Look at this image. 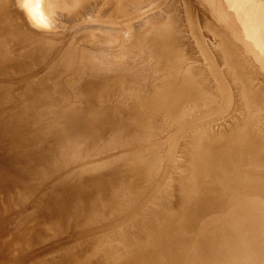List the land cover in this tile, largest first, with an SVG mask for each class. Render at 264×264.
<instances>
[{
  "label": "rangeland",
  "instance_id": "374dc122",
  "mask_svg": "<svg viewBox=\"0 0 264 264\" xmlns=\"http://www.w3.org/2000/svg\"><path fill=\"white\" fill-rule=\"evenodd\" d=\"M113 1L87 0L81 4L78 3L79 0H32L33 3L39 4V13L47 20L49 25L48 27L34 24V22L29 19V16L18 6V0H6L4 3H2L3 1H0V3H2L0 5L2 7L0 8V11L3 10L2 13L5 14L2 19H0V250L2 251L3 249L4 251V258L0 257V264H23L22 260L24 255L31 252L32 257L30 262L28 261V264H31L33 259H35L34 264H48L49 262V264H56L57 262V264H137V262H139V264H143L146 261L147 264H150L149 260L155 264L158 262V264L161 262L163 264H201V260H199V258H201L200 253L213 252L215 244L224 243V239L231 234L226 230V228H221V222H219L216 217H212V214H215L218 210H220V202L218 197L215 195H206V197L201 198V202L204 203L203 213L196 217L194 215L188 216L190 218L185 216L180 217L177 211H174L175 213L171 211L170 213H166L164 217H159V219L155 214L147 211L146 205L152 202V199H154L156 194L159 193L162 189V184L154 182L155 185L153 186V182L151 183L149 180H147L148 183H141L143 177L135 181L137 185L133 184L132 181L134 180H132L131 177L134 179L136 173L135 171L142 170L143 166H140L138 164L139 161L137 160V165H133L135 168L131 167L129 159L147 156L148 153L152 152V156L148 155L150 160L148 163L152 162L151 164H157L160 165V167H164L161 166V163L164 162L162 165H165V167L168 168V163L173 162L170 163L171 167L172 164L174 165L175 163H179L183 160L182 162L185 161V166L187 164V171L184 172L189 173L188 175L185 174L186 177L197 173L198 168L196 164H194L196 160L194 158L195 153L188 151L189 154H187L189 157H187V155L185 156L184 152L186 153V151L183 150L186 149H183V142H186V139H188L186 136L189 134L188 131L190 128L194 130L202 125L204 127V124H207L206 126L210 124L205 119L204 121L201 120L198 125L194 126L192 124L194 123L193 121L197 119V117L202 119L205 113L209 114L211 111L218 112L220 110L229 111L234 106L236 107V111L238 110V113H240L239 115L235 112L237 115L241 116V114L244 115L246 113V117L248 114L250 115L246 120L245 118H242L246 121V123L237 117L236 119L241 120V122H237L238 125H242L244 122L243 125L246 124L245 127H253L252 125L254 124V127H256V123L258 124L262 120L261 126L259 124L257 125V128H260L261 130H258L257 128L249 129L250 131L253 129V137H255L256 132H259L256 134L255 138H260L258 140L259 143L260 141L261 143L264 142V52L262 51L264 50V43L262 42V40L264 41V22L262 23V21H260L259 15L257 14V11L260 9L257 8V6L262 7V1L174 0L172 5L171 0H130L128 2L127 0H120L123 4L126 3L123 7L120 6V8L114 6ZM120 1L118 2V5L122 4ZM133 1L134 4H132ZM167 2H170L171 6ZM129 3L130 5L132 4L131 7L129 6ZM244 7L246 10L243 9ZM252 7H254V9H252ZM250 9L252 10L249 11ZM122 10L124 11L121 12ZM208 10H211V12ZM150 16L154 18V27H156V23L158 26L157 29L152 25L151 30L153 31L149 30L151 31V34H154V38L156 36L154 29L160 30L162 29L161 27H163L161 31L164 32L162 34L164 42L167 46L172 45L177 38L171 31L175 28L177 22L183 20V22H180L179 24L181 25L184 21L187 22L185 23L186 25L183 24L184 26H180L184 36L186 37V41H193L191 46L194 52L197 51L198 53L199 51L201 56L204 52V58L201 57V59L203 58L204 60L202 59L201 61L200 58V61L196 60L199 64L192 59H190L193 61L192 63H189V59L188 62L186 61L189 64L184 62V65L187 64V67L189 65V67L191 66L192 68H194V65L195 67L201 65L203 70L207 71L205 72L202 70L204 74H207L206 76L201 72V70H199L202 73L201 77L203 78L206 76L211 83H214V85H210V81L204 77V82H209L208 85H205V87L208 88L209 86L210 90L215 87L213 90L215 95L213 92L209 91V89L204 87L206 90L213 93L210 96V93L207 91L209 93H207L209 96L207 97L212 103H209L208 98L203 100L204 102H199V106L194 108L196 114L194 112L193 115H187L182 119L180 117V113L177 114V116L175 115L176 117L174 118H171L170 114H167V116L169 115L168 117H163L162 110L159 107V103L161 101L160 98H158L159 96L155 94V92H152L151 88L148 89L151 86L150 84H156L159 82V72L155 73L156 71L152 67L154 64L156 67V62H158V60L156 62L153 61L155 58H152L155 56L154 54L152 55L151 53L152 56L148 55L151 52V48L148 46L149 50L146 49L147 47L140 50L136 48L135 50L137 51L127 48L128 45L131 47L134 46L132 45L134 44L133 42L135 38L133 36H135V32H137L135 26H137V28L139 26L141 28L142 25L145 26L144 24H147ZM171 16L176 18H171ZM177 16L179 17L178 19ZM253 17L255 18L253 19ZM181 18L183 19L181 20ZM185 18L186 20H184ZM140 20L142 22L139 24L138 22ZM175 20H177V22ZM249 24L250 26L248 28ZM223 26L224 28H222ZM254 26H257V28L254 29ZM13 29L17 30L16 32L19 33L20 39L23 40L22 44L15 41L16 39L13 34ZM50 30L57 32L56 38L61 42L60 45H62L60 49L61 52L73 49L77 51V54L81 53L83 55H90L94 53L101 56L103 54L105 66H107V69L109 68L110 70L105 71L100 67L97 69L96 67H92L91 70L93 72H97L96 79L98 82L105 84L112 92L121 96L120 100L122 102H116L108 99L100 100L97 95H106L107 93L100 92V89L98 90L95 87L96 85H90L89 78L80 76L78 70L70 65L65 66L59 62L52 63L51 65L48 61H46L45 64L42 60V63L39 64L34 63L33 65L32 63V66H30L31 68L27 70V74L21 72L19 69L21 63L14 59V56L12 55L13 51L21 49L24 45L26 48L37 47V42L32 39L40 40L38 35H46V32H49ZM246 30L247 32H253L255 30L259 31V33L254 31L253 35V33H247ZM234 31L236 33L241 31L239 34L241 35L242 40L243 38L247 39H244V41L241 42H235L230 39V35L232 37L235 35ZM248 37L251 39H248ZM245 41L247 43H245ZM258 41L259 43H257ZM242 43H245V47H243L244 45ZM246 45H248V47ZM65 46L67 49H65ZM180 47L175 46L174 48L178 51V53L175 51L177 54H185L183 52L191 53L190 51H192L187 47V45H181ZM246 48L248 49L246 50ZM200 50H203V52ZM209 51L212 52L211 55ZM214 52H216L217 55L213 57V55H215ZM143 53L145 56L147 54L146 58L143 57ZM162 53L161 55L163 57ZM119 55H122L123 57H120ZM211 56V59L215 62L211 61ZM15 57H17V60L19 61L22 60L20 53ZM83 57L86 56L84 55ZM215 57L218 59H215ZM110 58L113 60L117 59V61L122 60L123 66H116L115 60L113 61ZM163 58H165V56ZM205 59H209L207 61L213 62V65L211 63H206ZM129 61L132 62L133 70H136L135 75L137 78V82L131 86L123 81L124 75L121 74H124V69H126L125 66H130L128 63ZM118 63L121 64V61H118ZM218 64L221 65H219V68L216 69ZM211 67H215L214 71ZM49 68H51V70ZM217 70H220L221 73ZM219 75L221 76V78H219L222 80L221 82L217 78L220 77ZM147 76L150 78L151 82L147 80ZM19 77L24 78V82L28 83L29 88L25 90L26 94L22 89H20L23 88L21 87L23 85V80ZM98 77H100V80ZM17 78H19V80ZM199 80H201L200 76ZM223 80L226 85H231L229 83H232L233 85H231L230 88L229 86L225 87L222 83ZM231 80L233 81L231 82ZM246 80L249 83H247ZM244 83H246V85L249 84L247 86L248 88H246ZM145 84L149 85V87L147 86L146 88ZM215 85H217V87L219 86L220 89L222 88V92L225 89L226 92L227 89L230 90L231 88L232 91H235L226 92L227 94L230 92V94H228V97H225L224 94L226 93L223 92V94L220 90H218L217 92L219 93V96L218 93L216 94L215 92ZM237 85H239V87ZM222 86L225 89H223ZM235 86H237V88ZM118 88L122 90L119 91ZM241 88L243 91L239 92L241 91L239 90ZM245 89L248 90L245 91ZM77 90L82 93H86L87 95L81 97L78 95ZM148 91H150V93ZM81 92L79 93L82 94ZM234 92L236 95H233ZM147 93L149 94L147 95ZM220 93L224 95L225 99H223L224 97L221 96ZM238 93H241V96L245 95L247 97L245 99V101L249 100L246 101L247 104L243 102L244 100H242ZM155 95H157V98ZM216 96L220 99V101L222 100V103L219 102V99ZM132 101L135 104H133ZM137 102H139V106L136 105ZM78 104L82 110L89 112L94 116V118L92 120L82 118L81 122L78 123L80 119V115L78 114ZM137 107L142 108L140 111L143 110L142 112L147 115L146 119L149 120H146L144 122L145 124L141 127L140 131L142 134L140 131H135L134 133L130 132L128 135L127 133H122V129L119 127L123 124L122 119H111L109 116L117 114L123 108L136 109ZM129 113L130 112H121L120 115L126 116ZM152 115H154V118L149 119L150 117H153ZM192 116L194 119L191 121ZM250 117L253 119L252 121L250 120ZM150 120L153 122H150ZM147 125L148 128L146 127ZM241 125L238 127L243 129L244 127ZM146 128L150 131L152 130V135H150L151 137L149 134H145ZM137 129L139 130V126H137ZM255 129L257 130L255 131ZM260 133L263 134V136ZM259 135H261L262 139ZM104 137H107V139ZM98 138L101 140L102 144L100 143L98 145V141H100ZM103 138L104 142L102 141ZM103 144L107 145L105 146ZM259 148L260 149L257 150V153L260 155L256 154V162L257 164L260 163V166H263L264 162H262L263 158L261 157L264 156V143L263 145L261 144V147L259 145ZM86 151H88V154ZM178 151L185 157L182 155L181 159L180 157L177 158L176 155H179V153L177 154ZM102 155L105 157L100 158ZM93 156L95 157L94 159H92ZM170 156L173 157L174 160ZM109 157L111 158L109 159ZM176 159H180L181 161L178 162ZM96 161L98 162L96 163ZM99 162L100 164H105V162L107 164L99 165ZM124 162L125 164L127 162L129 164L125 166ZM109 163L112 167L108 165ZM261 163L263 165H261ZM193 165H195V168ZM259 165L257 166L259 167ZM122 166L123 168L125 167V169H123ZM258 167H255L254 172L257 174V172L260 171L257 175H264V173L261 172L264 168H261L262 170H260L257 169ZM113 168H115L114 171H116V173L118 172L117 175H112V173H110L113 171ZM119 168L121 170H119ZM95 170L98 172H95ZM122 171L124 173H122ZM120 172L123 175L119 174ZM114 178L115 180H112ZM111 181L115 182L112 183ZM117 182H120L123 185L120 183L118 184ZM128 183L129 185H127ZM166 185L168 186L169 184ZM175 189L176 187L171 190V194L175 195L177 190ZM225 190L221 195L223 198L224 196H230L232 192L228 185L225 186ZM120 192H123L122 194H124V196ZM105 193L108 196H106ZM89 195L91 196L90 198ZM87 199H89V201ZM177 200H180V198L171 200V204L174 202L177 203ZM75 201L78 202L75 203ZM108 205L111 207H108ZM84 206H87V208ZM108 209H110L111 212L108 211ZM148 218L150 220L147 221ZM119 220L121 222H119ZM5 221L9 223H7V226ZM56 221H58V223ZM84 221L86 223H84L85 225L83 224ZM22 222L24 223L21 224ZM177 222L179 223L176 224ZM10 223L12 224L11 227ZM22 225H24V227ZM40 225L42 226L40 227ZM128 225L129 228L126 229ZM180 225L183 226L181 227ZM124 226H126V228ZM44 227L46 228L44 229ZM148 227H150L151 231L153 230V233ZM130 228H132V232L130 231ZM174 228H176V230ZM242 228H238V231L236 232L237 235L245 234L246 230H244V227ZM4 230L5 232H3ZM161 230H164L165 232ZM122 233L124 235L126 234V236L129 233V238L125 237L124 239ZM143 233L146 235L143 236ZM147 235L149 238H146L148 237ZM8 236L9 238H7ZM118 236H120L119 238L121 239H119ZM139 237L140 239L137 240L136 238ZM195 238H197V241ZM154 239H157V241L160 242L159 244L161 247ZM2 240L6 242V245ZM125 240H127V243ZM130 240L133 241L130 242ZM133 242H135L133 245L130 244ZM177 244H182V249L181 246H178ZM186 244L189 249L192 248V251L187 248ZM129 245H132L133 247H130ZM134 245L135 247H138L135 248ZM199 245H201L200 248ZM126 246H128V248ZM150 248L152 249L150 250ZM161 248L165 250L162 251ZM127 249L131 251V254L135 251L136 253L134 252L133 254L137 257L133 254V256L130 255ZM178 249L180 250L178 251ZM158 250L160 254L157 253ZM166 250L167 253L165 252ZM174 250H176V252ZM33 251L35 253L34 256ZM63 251H66L65 255H63V257L65 256L64 259L61 258ZM20 254L22 255V258H20ZM130 256H132V258ZM168 256H172V258H169ZM174 259L177 261L175 262ZM134 261L137 262L133 263Z\"/></svg>",
  "mask_w": 264,
  "mask_h": 264
},
{
  "label": "bare ground",
  "instance_id": "6f19581e",
  "mask_svg": "<svg viewBox=\"0 0 264 264\" xmlns=\"http://www.w3.org/2000/svg\"><path fill=\"white\" fill-rule=\"evenodd\" d=\"M2 3H4V2H6V0H0ZM59 1V0H58ZM84 1H87V0H79V2L78 3H83ZM113 1V0H112ZM120 0H114L113 1V5L114 6H117V7H119L120 8V6L121 7H123L125 4H123L121 1H120V3H122L121 5H118V2H119ZM126 1V0H125ZM128 1H130V0H127V2ZM173 1L174 0H171V2H172V5H173ZM246 1V0H245ZM245 1H241V2H245ZM262 1V4H261V6L262 7H258L257 6V8H260L258 11H257V14L259 15V19H260V21H262V23L264 22V0H261ZM11 2V1H10ZM50 2V1H49ZM132 2V1H131ZM146 2V1H145ZM186 2V1H185ZM2 3H0V5L2 4ZM63 3H64V1H63ZM168 4H170V2H167ZM174 3H176V2H174ZM132 4H134V1H133V3ZM131 4V5H132ZM138 4V3H137ZM156 4V3H155ZM187 4V3H186ZM209 4V3H208ZM244 4V3H243ZM63 5V4H62ZM112 5V4H111ZM127 5H128V3H127ZM131 5H130V3H129V6L131 7ZM170 6H171V4H170ZM183 6V5H182ZM182 6H181V8H182ZM189 6V5H188ZM204 6V5H203ZM244 6H245V4H244ZM252 6V5H251ZM71 7V6H70ZM135 7V6H134ZM134 7H133V9H134ZM179 7V6H178ZM246 7V6H245ZM245 7L243 8V9H245ZM0 8H2L1 6H0ZM113 8V7H112ZM172 8V7H171ZM180 8V7H179ZM185 8V7H184ZM261 8H262V11H263V14H262V11H261ZM122 9V8H121ZM123 9H125V8H123ZM138 9V8H137ZM167 9H168V7H167ZM175 9H176V7H175ZM178 9V8H177ZM252 9H254V7H252ZM252 9H250L249 11H251ZM69 10V9H68ZM170 10V9H169ZM180 10V9H179ZM182 10V9H181ZM193 10V9H192ZM238 10H240V9H238ZM246 10V9H245ZM244 10V11H245ZM120 11V10H119ZM124 10H122L121 12H123ZM209 12H211V10H208ZM214 12H216L215 10H213ZM254 11V10H253ZM3 12V10H1L0 11V19H2V17L5 15V14H3L2 13ZM178 12V11H177ZM180 12V11H179ZM184 12V11H183ZM182 12V13H183ZM213 13V12H212ZM211 13V14H212ZM251 13V12H250ZM3 14V15H2ZM160 14H162V13H160ZM159 14V15H160ZM207 14V13H206ZM217 14V13H216ZM158 15V16H159ZM180 15V14H179ZM249 15V14H248ZM198 16V15H197ZM218 16V15H217ZM183 17V16H182ZM187 17V16H186ZM203 17V16H202ZM213 17H214V15H213ZM251 17V16H250ZM255 17H256V15H255ZM255 17H253V19L255 18ZM171 18H176V17H172L171 16ZM179 17L177 16V19H178ZM206 18L208 19V17L206 16ZM219 18V17H218ZM217 18V19H218ZM162 19V18H161ZM183 18H181V20H182ZM252 19V20H253ZM184 20H186V18L184 19ZM203 20V19H202ZM221 20V19H220ZM224 20V19H223ZM249 20V19H248ZM161 21V20H160ZM176 22H177V20H175ZM178 21H180V20H178ZM206 21V20H205ZM142 21L140 20L138 23L140 24ZM153 22H154V18H152L151 16H150V18H149V20H148V22H147V24L145 23V22H143V23H145L144 25L145 26H143L142 25V27L140 28V26L137 28V26H135L136 28V30H137V32H135L136 34H135V36H133V37H135L134 38V44H132V45H134L133 47H131V46H129L128 45V47L127 48H129V49H133L134 51H137V50H135L136 48H138V50H140V49H142V48H144V47H150L151 48V52L148 54V55H150V56H152L153 54L155 55V56H153L152 58H154V60L153 61H157L158 60V62H156V67H155V64H154V66H152L153 67V69L156 71L155 73H157V72H159V76H158V79H159V82H157L156 84H150L151 86L149 87V85H146L145 84V87L147 88V86L149 87L148 89H150L151 88V91L152 92H155V94H157L159 97L158 98H160V103H159V107L161 108V110H162V115H163V117H168L167 116V114H170V117L171 118H174V117H176L177 116V114H179L180 113V117H181V119L183 118V117H185V116H187V115H193L194 114V112H195V114H196V111H194L195 109L194 108H196L197 106H199V102H204L203 100H205L206 98H208L209 96H208V94L211 96V94H213L214 92H213V90L215 89V87H214V89H212V90H210L209 89V86H208V88L207 87H205V85L207 84L208 85V81H210L206 76H207V74L205 73L204 74V72H202V70H203V68L201 67V65L200 66H197V67H195V65L193 66L194 68H192L191 66L189 67V65H188V67H187V64H189V63H192L193 61H200V59H201V57H203V54H204V52H203V50L201 51V52H203V54H202V56L200 55V52L198 51V53H197V51L196 52H194V50L192 49V46H191V43H193V41L191 42V41H186V37L184 36V34H183V32H182V30H181V27L180 26H182L183 24H185V23H187V22H185L184 21V23H181V25L179 24L180 22H183V20L182 21H180V22H177V25H175V28H173V30L171 31L173 34H174V36L177 38V40H175L174 41V43L172 44V45H166L165 44V42H164V37H162V34L164 33L163 31H161L162 29H163V27H161L162 29H160V30H157L158 28V26H157V23H156V27H154V25H153ZM156 22V21H155ZM224 22H225V20H224ZM223 22V23H224ZM249 22V21H248ZM155 24V23H154ZM162 24H163V22H162ZM174 24V23H173ZM6 25H8V24H6ZM136 25V24H135ZM153 25V27L154 28H157V29H154V32L156 33V36H155V38L153 37V33L151 34V31H153V30H151V26ZM159 25H160V23H159ZM186 25V24H185ZM255 25H256V23H255ZM8 26H10V25H8ZM184 26V25H183ZM207 26V25H206ZM209 26V25H208ZM247 26V25H246ZM249 26H250V24L248 25V28H249ZM255 27V28H254ZM253 28L254 29H256L257 28V26H254ZM159 28H160V26H159ZM187 28V27H186ZM205 28V27H204ZM222 28H224V26L222 27ZM253 28H252V30H253ZM250 29H251V27H250ZM149 30H151V31H149ZM233 30V29H232ZM264 30V29H263ZM17 30H14L13 29V34H14V37H15V41H18V43L20 42L21 44L23 43V40L22 39H20V37H19V33H17L16 32ZM255 31V30H254ZM253 31V32H254ZM33 32V31H32ZM235 32V31H234ZM241 31H238L237 33L235 32V35H233V37L230 35V39H232V40H234L235 42H241V41H244V39H247V38H243V40H242V37H241V35L239 34ZM246 32H247V30H246ZM253 32H247V33H253ZM256 33H259V31H255ZM219 33V32H218ZM233 33V32H232ZM132 34H133V32H132ZM56 35H57V32H55V31H49V32H46V35H43V34H41V35H38V37H40V40L39 39H37V40H34V39H32L33 41H35V42H37V47H35V48H26V46L24 45L21 49H19V50H15V51H13V53H12V55L14 56V59L17 61V62H19V63H21L20 64V66H19V69L21 70V72H23V73H25V74H27V70L29 69V68H31L30 66H32L31 64L33 63V65H34V63H42L41 61L43 60V62H45V64H46V61H48V62H50L51 63V65H52V63H57V62H59V63H61L62 65H65V66H73V67H75L77 70H78V72H79V74H80V76H83V77H87V78H89V81H90V85H92V86H95L98 90L100 89V92H105V93H107L106 95H104V94H100V95H97V97L100 99V100H104V99H108V100H112V101H121L120 99H121V96H118V94L117 93H115V92H112L109 88H108V86H106L105 84H102L101 82H98V80L96 79V74H97V72L96 71H92L91 69H92V67H96V69L98 68V67H100V68H102V69H104L105 71L107 70V71H109L110 69L108 68L107 69V66H105V59H104V56H103V54H102V56L101 55H98V54H84L86 57H83L84 55L83 54H81V53H78L77 54V51L76 50H65L64 52H61V46L62 45H60V41L59 40H57V38H56ZM253 35H254V33H253ZM256 35V34H255ZM258 35V34H257ZM263 35V34H262ZM179 37V38H178ZM190 37V36H189ZM257 37H259V36H257ZM37 38V37H36ZM47 39H48V41H47ZM222 39V38H221ZM248 39H251V38H249L248 37ZM21 40H22V42H21ZM187 40H188V38H187ZM191 40V39H190ZM252 40H254V39H252ZM256 40V39H255ZM262 40V39H261ZM260 40V41H261ZM45 41H47V42H45ZM248 41V40H247ZM250 41V40H249ZM252 42V41H251ZM256 42V41H255ZM262 42L264 43V41L262 40ZM178 43V44H177ZM219 43H221V42H219ZM245 43H247L246 41H245ZM245 43L242 45L243 47H245ZM257 43H259V41L257 42ZM232 44V43H231ZM231 44H229V45H231ZM250 44V43H249ZM248 44V45H249ZM181 46V45H187V47L189 48V49H191L192 51H190L191 53H189V52H183V53H185V54H177L178 53V51H176L174 48H175V46ZM248 45H246L247 47H248ZM258 45V44H257ZM203 46V45H202ZM232 46H233V44H232ZM252 46V45H251ZM263 46V45H262ZM148 47L146 48V49H148ZM258 47H259V45H258ZM258 47H257V49H258ZM181 48V47H180ZM230 48V47H229ZM7 49V48H6ZM65 49H67L66 48V46H65ZM145 49V50H146ZM248 48H246V50H247ZM251 49V48H250ZM257 49H256V51H257ZM132 50V51H133ZM149 50V49H148ZM262 50V49H261ZM131 51V50H130ZM177 53H176V52ZM205 51V50H204ZM210 51H212V50H210ZM209 51V52H210ZM214 51H216V50H214ZM231 51H232V49H231ZM239 51V50H238ZM263 52H264V50H262ZM162 52H164V53H162ZM181 52V51H180ZM216 52H218V51H216ZM216 52H214L215 53V55H213V57L214 56H216L217 54H216ZM233 52H234V50H233ZM21 54V56H22V60L21 61H19V60H17V57H15L16 55H18V54ZM146 53H147V51H146ZM151 53H152V55H151ZM161 53L163 54V57L165 56V58H163L162 57V55H161ZM211 53L212 52H210V55H211ZM144 54V53H143ZM197 54H198V56H197ZM208 54V53H207ZM261 54H262V52H261ZM83 55V56H82ZM169 56V57H167V56ZM209 55V56H210ZM108 56V55H107ZM106 56V57H107ZM120 56V55H119ZM122 56V55H121ZM120 56V57H121ZM206 56V55H205ZM123 57V56H122ZM143 57H147V54H146V56H145V54H144V56ZM219 57V56H218ZM149 58H151V57H149ZM151 58V59H152ZM185 58V59H184ZM198 58V59H197ZM200 58V59H199ZM204 58V57H203ZM202 58V59H203ZM207 58V57H206ZM212 58V56L210 57V59ZM217 57H215V59H216ZM108 59V58H107ZM107 59H106V63H107ZM111 59V58H110ZM118 59H120V58H118ZM148 59V58H147ZM184 59V60H183ZM190 59H192L193 61H189ZM202 59H201V61H202ZM214 59V58H213ZM218 59V58H217ZM222 59V58H221ZM239 59V58H238ZM237 59V60H238ZM111 60H113V59H111ZM115 60V59H114ZM113 60V61H114ZM132 60V59H131ZM145 60V59H144ZM204 60V59H203ZM206 60V59H205ZM207 60H209V59H207ZM206 60V63H213V62H215L214 60H212L211 59V61H213V62H208ZM117 61V59L115 60V63H116V66L117 65H119V66H123V62H122V60H118L119 62L121 61V64H119L118 63V61ZM146 61V60H145ZM144 61V62H145ZM152 61V60H151ZM189 61V63H187V62ZM196 61V62H197ZM109 62V61H108ZM125 62V61H124ZM184 62H186L187 64H185L184 65ZM219 62V61H218ZM221 62V61H220ZM110 63H112V62H110ZM118 63V64H117ZM129 63V65L130 66H125L126 67V69H124V68H122V69H124V74L123 73H121L122 75H124L123 76V81L125 82V83H127L129 86H131V85H134L135 84V82H137L136 81V75H135V71L133 70V67H132V62H128ZM146 63V62H145ZM158 63V64H157ZM195 63V62H194ZM198 64H199V62H197ZM223 63V62H222ZM196 64V63H195ZM197 64V65H198ZM215 64H217V63H215ZM214 64V65H215ZM232 64H233V62H232ZM146 65V64H145ZM210 65V64H209ZM213 65V64H212ZM219 65H221V64H218L217 66V68L216 69H218L219 68ZM114 66H115V64H114ZM207 66H208V64H207ZM210 67V66H209ZM121 68V67H120ZM212 68V67H211ZM211 68H210V70H211ZM221 68V67H220ZM50 70H51V68H49ZM119 69V68H118ZM150 69V68H149ZM213 69V71H214V69H215V67H213L212 68ZM145 70V69H144ZM199 70H201V72L204 74V75H206V76H204V77H206V79L208 80L207 82L208 83H206V82H204V77L202 78L201 77V72L199 71ZM221 70V69H220ZM220 70L218 71V72H220ZM153 71V70H152ZM203 71H205V72H207L206 70H203ZM120 72V71H119ZM147 72V71H146ZM151 72V71H150ZM154 72V71H153ZM197 72H199V73H197ZM22 73V74H23ZM221 73V72H220ZM21 74V73H20ZM121 74H120V76H121ZM200 76V79L201 80H199V76ZM217 74V73H216ZM145 75H146V73H145ZM148 75V74H147ZM152 76V75H151ZM156 76H157V74H156ZM220 76V75H219ZM22 77V76H21ZM21 77H19V78H21ZM19 78H17L18 80H19ZM157 78V77H156ZM198 78V79H197ZM218 79L219 78H221V76L220 77H217ZM22 80L24 79V78H21ZM98 79L100 80V77H98ZM205 79V80H206ZM147 80L148 81H150L151 82V80H150V78H148V76H147ZM203 80V81H202ZM220 80V82L222 81L221 79H219ZM25 80H23V85L21 86V87H23V88H20V89H22L24 92H25V90H27L28 88H29V86H28V83L27 82H24ZM117 81V80H116ZM233 80H231V82H232ZM235 81V80H234ZM245 81V80H244ZM22 82V81H21ZM114 82V81H113ZM149 82V83H150ZM228 82V81H227ZM237 82V81H236ZM236 82H235V85H236ZM239 82H240V80H239ZM246 82H247V80H246ZM105 83H107V82H105ZM148 83V84H149ZM223 85H225V87L226 86H229V88L231 87V85H233L232 83H229V84H231V85H226L225 84V82H224V80H223ZM234 83V82H233ZM243 83V82H242ZM247 83H249V82H247ZM26 84H27V86H26ZM108 85H110L109 83H107ZM118 84V83H117ZM210 85L211 84H213L214 85V83H211V81H210V83H209ZM241 84V83H240ZM239 84V85H240ZM245 85H246V83H244ZM119 85H120V83H119ZM119 85H118V87H119ZM125 85V84H124ZM204 85V86H203ZM222 85V84H221ZM239 85H237L238 87H239ZM249 85V84H248ZM248 85H246V88H248L247 86ZM136 86V85H135ZM216 86V90H215V92H216V94L218 93L217 91L218 90H220L221 91V89H220V87L218 86L217 87V85H215ZM237 86H235L236 88H237ZM241 86V85H240ZM206 89H209V91H211V92H213V93H211V92H209L208 90H206ZM212 87V86H211ZM210 87V88H211ZM223 87V86H222ZM137 88V87H136ZM219 88V89H218ZM235 88V89H236ZM119 89V88H118ZM223 89H225L224 87H223ZM232 89V88H231ZM228 90L227 89V91L226 92H228V91H232V90ZM244 89V88H243ZM120 90H122V89H119V91ZM134 90V89H133ZM226 90V89H225ZM225 90L223 91V92H225ZM239 90H241V91H239V92H242L243 90H242V88L241 89H239ZM246 90H248V89H245V91ZM78 91V95L79 96H81V97H84V96H86L87 94L86 93H82L81 91H79V90H77ZM136 91V90H135ZM147 91V90H146ZM209 93H208V92ZM219 91V92H220ZM233 91H235V90H233ZM232 91V92H233ZM79 92H81L82 94H80ZM122 92V91H121ZM149 93H150V91H148ZM222 91H221V93H223ZM225 92V93H226ZM236 92H238V91H236ZM123 93V92H122ZM146 93V92H145ZM149 93H147V95L149 94ZM208 93V94H207ZM220 93V94H221ZM246 93V92H245ZM248 93V92H247ZM25 94H26V92H25ZM224 94V93H223ZM221 94V96H223L224 97V95H225V97H228L229 95L228 94H230V92L227 94V96H226V94ZM239 94V93H238ZM107 95H110V96H107ZM145 95V94H144ZM157 95H155L156 96V98H157ZM214 95H215V93H214ZM218 95H219V93H218ZM233 95H236V93L234 92L233 93ZM242 94L240 93L239 94V96H241ZM208 96V97H207ZM220 96V95H219ZM245 96V95H244ZM244 96H241V98H242V100H244L243 102H245L246 103V101H249V100H246L245 101V99L247 98L246 96L244 97ZM247 96L249 97V95L247 94ZM144 97V96H143ZM148 97V96H147ZM217 97V96H216ZM223 97H221V98H223ZM225 97L223 98V99H225ZM232 97V96H231ZM235 97V96H234ZM123 98V97H122ZM218 98V97H217ZM244 98V99H243ZM211 99V98H210ZM219 99V98H218ZM151 100V99H150ZM208 100H209V98H208ZM129 101V100H128ZM131 101V100H130ZM141 101V100H140ZM211 101H213V100H211ZM222 101V100H221ZM220 101V99H219V102H221ZM122 102V101H121ZM133 102V101H132ZM208 102V101H207ZM131 103V102H130ZM139 102H137L136 103V105L137 106H139L140 104H138ZM150 103V102H149ZM209 103H212V102H210V100H209ZM222 103V102H221ZM249 103V102H248ZM122 104V103H121ZM133 104H135L134 102H133ZM247 104V103H246ZM124 105V104H123ZM135 105V106H136ZM155 106V105H154ZM142 107H144V106H142ZM149 107V106H148ZM158 107V106H157ZM138 108H140V109H138ZM138 109V110H137ZM142 108L141 107H137L136 109H127V108H123L122 110H120L117 114H112V115H110L109 117L111 118V119H122V122H123V124H122V126H119L121 129H122V133H127V135L130 133V132H132V133H134L135 131H140V129H141V127H142V125H144L145 123V121L147 120V121H149L148 119H146V114L144 113V112H142V111H140ZM144 110H146V109H144ZM121 112H124V113H127V112H130L128 115H126V116H121L120 115V113ZM148 112V111H147ZM237 114H239L240 115V113H238V110L236 111V107L234 106L231 110H229V111H222V110H220V111H218V112H215V111H211V112H209V114L208 113H205L204 115H203V117H202V119H200L199 117H197V119H195L193 122L194 123H192L194 126H196V125H198L199 123H200V121L201 120H205L206 119V121H208V123L210 124V125H208V126H206L207 124H204V127H203V125L202 126H199V127H197L196 129H194V130H192L191 128L189 129V134H187V136L186 137H188V139H186V142H183V145H184V147H183V149H186V150H183V151H186V153L184 152V155L186 156L187 155V157H189L188 156V151L190 152V151H192V152H194L195 153V163L194 164H196V166H197V168H198V172L197 173H195V174H191V175H189L188 177H186V175H188L189 173H186V172H184V171H187V169H186V167H187V164H186V166H185V161L184 162H182L180 159H181V157H182V155L179 153V151L177 152V154L179 153V155H181V156H177L176 155V157L177 158H179L180 157V159L178 160V159H176V160H178V162L179 161H181V162H179V163H175L174 165L172 164V166L170 167V163H173V162H170V163H168L169 164V167L167 168V167H165V165H162L163 163H161V162H157V163H161V166H164V167H160V165H157V164H151V163H148L150 160H149V156H152L153 155V153L152 152H150V153H148V155L147 156H143V157H138V158H136L135 159V157L134 158H131V159H129V163H130V166L131 167H134L133 165L135 164V165H137V160L139 161V165L140 166H143V169L142 170H137V171H135L136 173H135V178L133 179L132 177H131V179L132 180H134V181H132L133 182V184H136L137 185V183H135V181L136 180H138V179H140V178H142L143 177V180H142V182L141 183H148L147 182V180H149L152 184H153V186L155 185L154 184V182H156V183H159V184H162V189L159 191V193L158 194H156V196L154 197V199H152V202H150L149 204H147L146 205V210L147 211H149L150 213H152V214H155L156 215V217L157 218H161V217H164V215L166 214V213H170L171 211L172 212H174V211H177L178 212V215L180 216V217H182V216H185V217H188V216H192V215H194L195 217L196 216H198V215H200V214H202L203 213V205H204V203H202L201 201V198H204V197H206V195L208 196V195H215V196H217L218 197V199H219V202H220V210H218L215 214H212V217L213 218H215L216 217V219L219 221V222H221L220 224H221V228H226V230L227 231H229L231 234H229V236L227 237V238H225L224 239V243H222V244H220V243H217V244H215V248L213 249V252L211 251V252H208V253H206V252H204V253H200V257L201 258H199V260H201V264H264V175H257V174H259V172L260 171H258L257 172V174L254 172L255 170V167H258L257 165H259L260 163H259V161H258V163L259 164H257V155L256 154H258V155H260L259 153H257V150H259L260 148H259V145H260V147H261V144L263 145V143H261V141H260V143H259V137H257V138H255L256 137V134L257 133H259V132H256L255 133V137H253V135H254V131H253V129L250 131V129L251 128H257V125L259 124L260 126H261V124H262V120H261V122L260 123H256V127H254V123L257 121H255L253 124L254 125H252L253 127H245V125L246 124H244L243 125V123H242V125L241 124H239V125H241V126H243L242 128L243 129H240L241 127H238L239 125H238V123H239V121L241 122V120H243V121H245L250 115L248 114V116L246 117V114H244L245 115V117H244V115L243 114H241V116H239V115H237ZM159 113H160V111H159ZM211 113V114H210ZM213 113V114H212ZM242 113V112H241ZM78 114L80 115V119H79V121H78V123H80L81 122V119L83 118V119H87V120H92L93 118H94V116L92 115V114H90L89 112H86L85 110H82V108L81 107H79V104H78ZM157 115V114H156ZM165 115V116H164ZM176 115V116H175ZM234 115H237V116H234ZM153 117H150L149 119H153L154 118V115H152ZM198 116V115H197ZM169 117V118H170ZM201 117V116H200ZM238 117V119H241V120H238V119H236ZM241 117V118H240ZM252 117V116H251ZM250 117V118H251ZM196 118V117H195ZM199 118V119H198ZM242 118H245V120L244 119H242ZM256 118V117H255ZM192 119H194L193 118V116L191 117V121H192ZM106 120V119H105ZM238 120V121H237ZM251 121L253 120L252 118L250 119ZM249 120V121H250ZM260 120V119H259ZM150 122H153V121H151L150 120ZM149 122V123H150ZM238 122V123H237ZM264 122V121H263ZM149 123H148V125H149ZM245 123H246V121H245ZM251 123V122H250ZM126 124V125H125ZM191 124V123H190ZM249 124V123H248ZM252 124V123H251ZM264 124V123H263ZM148 125L146 126L147 128H148ZM237 125V126H236ZM126 126V127H125ZM137 126H139V130L137 129ZM250 126V125H249ZM145 129V134H149V136L150 135H152V130L150 131V130H148V129ZM250 128V129H249ZM262 128V127H261ZM84 129H85V127H84ZM167 129V128H166ZM258 129V128H257ZM257 129H255V131L257 130ZM260 129V128H259ZM258 129V130H259ZM261 130V129H260ZM184 131V130H183ZM253 131V132H252ZM182 132V131H181ZM251 132H252V135H251ZM140 133H141V131H140ZM142 134V133H141ZM261 134V133H260ZM92 135V134H91ZM140 135V134H139ZM189 135V136H188ZM262 136H263V134H261ZM261 135H259L260 137H261ZM94 136V135H93ZM107 136V135H106ZM146 136V135H145ZM95 137H96V135H95ZM142 137H143V135H142ZM151 137V136H150ZM105 138V137H104ZM104 138H103V142H104ZM264 138V137H263ZM94 140H96L95 138H93ZM92 139V140H93ZM99 139V138H98ZM100 139H101V137H100ZM99 139V140H100ZM105 139H107V137L105 138ZM261 139H262V137H261ZM109 140V139H108ZM98 141V140H97ZM106 141V140H105ZM108 142V141H107ZM91 143V142H90ZM101 143V140L100 141H98V145ZM259 143V144H258ZM102 144V143H101ZM90 145V144H89ZM103 145H105V144H103ZM107 145V144H106ZM105 145V146H106ZM111 145V144H110ZM94 146V145H93ZM89 147H91V146H89ZM109 147V146H108ZM112 147V146H111ZM105 148V147H104ZM173 149V148H172ZM180 149H182V148H180ZM86 150H87V148H86ZM106 151V150H105ZM151 151V150H150ZM164 151H166V150H164ZM261 151V150H260ZM259 151V152H260ZM88 151H86V153H87ZM90 153H92L91 151H89ZM160 152V151H159ZM162 152V151H161ZM191 152V153H192ZM89 153V154H90ZM168 153V152H167ZM188 153V154H187ZM264 153V152H263ZM88 154V153H87ZM95 154V153H94ZM107 154V153H106ZM137 154V153H136ZM170 154V153H169ZM173 154V153H172ZM91 155H93V154H91ZM109 155V154H108ZM107 155V156H108ZM183 155V157H185ZM194 155V154H193ZM264 155V154H263ZM89 156V155H88ZM96 156V155H95ZM157 156V155H156ZM89 157H91V156H89ZM101 157H103V155L102 156H100V158ZM105 157V156H104ZM103 157V158H104ZM171 157V156H170ZM175 157V158H176ZM261 157V156H260ZM95 157L93 156L92 157V159H94ZM107 158V157H106ZM105 158V159H106ZM111 157H109V159H110ZM155 158V157H154ZM157 158V157H156ZM172 159H173V157H171ZM261 158H263V161L262 162H264V156H262ZM260 158V159H261ZM87 159H88V157H87ZM97 159H99V158H97ZM97 159H95V160H97ZM153 159V158H152ZM184 159V158H183ZM193 159V158H192ZM259 159V160H260ZM103 160V159H102ZM174 160V159H173ZM188 160V159H187ZM190 160V159H189ZM262 160V159H261ZM260 160V161H261ZM112 161V160H111ZM110 161V162H111ZM152 161V160H151ZM98 161H96V163H97ZM108 162V161H107ZM176 162V161H175ZM103 163H104V161H103ZM103 163H101V164H103ZM128 162L125 164V162H124V164H125V166L127 165V164H129ZM99 165H101L100 164V162L98 163ZM105 164H107L106 162H105ZM105 164H103V165H105ZM113 164V163H112ZM257 164V165H256ZM264 164V163H263ZM262 163H261V165H263ZM102 165V166H103ZM108 165H110V163L108 164ZM114 165V164H113ZM12 166V165H11ZM111 166V165H110ZM167 166V165H166ZM194 166V168H195V165H193ZM105 167H108V166H105ZM112 167V166H111ZM110 167V168H111ZM121 167V166H120ZM130 167V168H131ZM260 167V168H259ZM259 167L257 168V169H260V170H262L263 168H264V165L263 166H260L259 165ZM101 168V167H100ZM122 168H123V166H122ZM135 168V167H134ZM262 168V169H261ZM97 169V168H96ZM102 169V168H101ZM107 169V168H106ZM114 169L115 168H113V171L112 172H110V173H112V175H117V173H116V171H114ZM123 169H125V167L123 168ZM137 169V168H136ZM190 169V168H189ZM103 170V169H102ZM119 170H121L120 168H119ZM14 171V170H13ZM257 171V170H256ZM19 172V171H18ZM95 172H98L97 170H95ZM261 172H263L264 173V170L263 171H261ZM93 173H94V171H93ZM100 173H101V170H100ZM122 173H124L123 171H122ZM145 173V174H144ZM92 174V173H91ZM90 174V175H91ZM103 174V173H102ZM109 174V173H108ZM107 174V175H108ZM119 174H121V172L119 173ZM186 174V175H185ZM262 174V173H261ZM112 175H111V177H112ZM121 175H123V174H121ZM126 175H128V174H126ZM131 175H132V173H131ZM183 175V176H182ZM119 176V175H118ZM117 176V177H118ZM133 176V175H132ZM89 177V176H88ZM115 177V176H114ZM120 177V176H119ZM128 177V176H127ZM136 177H137V179H136ZM124 178V177H123ZM122 178V179H123ZM188 178V179H187ZM117 180H119L118 178H116ZM130 179V180H131ZM112 180H115V178L114 179H112ZM121 180V179H120ZM125 180V179H124ZM127 181V180H126ZM96 182V181H95ZM112 182V181H111ZM113 182H115V181H113ZM112 182V183H113ZM121 182V181H120ZM119 182V183H120ZM111 183V184H112ZM118 183V182H117ZM118 183V184H119ZM116 184V183H115ZM121 185H123L122 183H120ZM126 184V183H125ZM166 184H169L168 186L166 185ZM121 185H119V186H121ZM127 185H129V183L127 184ZM143 185V184H142ZM226 185H228V187H230V189L232 190V192H231V195L230 196H224V198L223 197H221V195H222V193L224 192V190H225V186ZM94 186V185H93ZM140 186V185H139ZM157 186V185H156ZM155 186V187H156ZM125 187H126V185H125ZM151 187H152V185H151ZM158 187H160V186H158ZM174 187H176V193H175V195L174 194H171L172 192H171V190H173V188ZM227 188V187H226ZM108 190V189H107ZM122 190V189H121ZM125 190V189H124ZM153 190V189H152ZM113 191V190H112ZM143 191V190H142ZM147 191V190H146ZM226 191V190H225ZM117 192V191H116ZM119 192V191H118ZM145 192V191H144ZM121 193V192H120ZM123 193V192H122ZM121 193V194H122ZM128 193V192H127ZM139 193H141V192H139ZM80 194V193H79ZM104 195V194H103ZM105 195H106V193H105ZM120 195V194H119ZM123 196H124V194H122ZM126 195V194H125ZM227 195V194H226ZM106 196H108V195H106ZM128 196V195H127ZM91 196L89 195V198H90ZM105 198V197H104ZM108 198V197H107ZM177 198H180V200H177L176 202L177 203H172L171 204V200H174V199H177ZM106 199V198H105ZM113 199V198H112ZM142 199V198H141ZM75 200V199H74ZM88 201H89V199H87ZM108 200V199H107ZM129 200H130V198H129ZM124 201V200H123ZM122 201V202H123ZM76 202H78V201H75V203ZM120 202V201H119ZM132 202V201H131ZM210 202V201H209ZM61 204V203H60ZM91 204V203H90ZM128 204H129V202H128ZM133 204V203H132ZM131 204V205H132ZM137 204V203H136ZM144 204V203H143ZM106 205V204H105ZM124 205V204H123ZM133 205H135V204H133ZM62 206V205H61ZM85 207V206H84ZM108 207H111V206H109L108 205ZM140 207V206H139ZM62 208V207H61ZM85 208H87V206L85 207ZM90 208H92V207H90ZM107 208V207H106ZM125 208V207H124ZM65 209V208H64ZM132 209H133V206H132ZM141 209V208H140ZM88 210H89V208H88ZM112 210V209H111ZM60 211H61V209H60ZM87 211V210H86ZM108 211H110V209H108ZM113 211H114V209H113ZM130 211V210H129ZM134 211V210H133ZM111 212V211H110ZM122 212V211H121ZM148 212V213H149ZM52 213V212H51ZM51 213H49V214H51ZM105 213V212H104ZM141 213V212H140ZM175 213V212H174ZM87 214V213H86ZM91 214V213H90ZM110 214H112V213H110ZM47 215H48V213H47ZM53 215V214H52ZM63 215V214H62ZM141 215V214H140ZM148 216V215H147ZM46 217V216H45ZM107 217H108V214H107ZM152 217H153V215H152ZM171 217V216H170ZM174 217V216H173ZM184 217V218H185ZM137 218H140V217H137ZM136 218V219H137ZM144 218H145V216H144ZM159 218V219H160ZM188 218H190V217H188ZM49 219V218H48ZM152 219V218H151ZM169 219V218H168ZM168 219H167V221H168ZM193 219V218H192ZM31 220V219H30ZM122 220V219H121ZM145 220V219H144ZM148 220H150L149 218L147 219V221ZM174 220V219H173ZM180 220V219H179ZM6 222V221H5ZM57 223H58V221H56ZM119 222H121L120 220H119ZM139 222H140V220H139ZM150 222V221H149ZM148 222V223H149ZM7 223L8 222H6V226H7ZM12 223V222H11ZM10 223V227H11V224ZM18 223V222H17ZM24 222H22L21 224H23ZM31 223V222H30ZM85 223V221L83 222V224ZM131 223V222H130ZM147 223V224H148ZM164 223V222H163ZM162 223V224H163ZM169 223V222H168ZM167 223V224H168ZM179 222H177L176 224H178ZM9 224V223H8ZM27 224V223H26ZM70 224V223H69ZM86 224V223H85ZM84 224V225H85ZM118 224V223H117ZM129 224V223H128ZM140 224H141V222H140ZM150 224V223H149ZM148 224V225H149ZM151 224H152V222H151ZM154 224V223H153ZM5 225V224H4ZM20 225V224H19ZM170 225V224H169ZM168 225V226H169ZM174 225V224H173ZM190 225V224H189ZM0 226H1V224H0ZM3 226V225H2ZM5 226V227H6ZM23 227H24V225H22ZM42 225H40V227H41ZM50 226V225H49ZM145 226V225H144ZM151 226V225H150ZM153 226V225H152ZM162 226V225H161ZM181 226V225H180ZM183 226V225H182ZM181 226V227H182ZM5 227H4V229H5ZM13 227V226H12ZM125 228H126V226H124ZM170 227V226H169ZM180 227V228H181ZM242 227H244V230H246V232H245V234H240V235H237V231H238V228H242ZM14 228V227H13ZM12 228V229H13ZM18 228V227H17ZM16 228V229H17ZM46 227H44V229H45ZM58 228V227H57ZM119 228V227H118ZM129 228V225H128V227L126 228V229H128ZM134 228V227H133ZM149 228V230L151 231V229H150V227H148ZM164 228V227H163ZM167 228V227H166ZM177 228V227H176ZM176 228H174L175 230H176ZM185 228V227H184ZM183 228V229H184ZM37 229V228H36ZM42 229V228H41ZM124 229V228H123ZM126 229H125V231H126ZM131 230V232H132V228H130ZM143 229V228H142ZM154 229V228H153ZM157 229V228H156ZM232 229H233V231H232ZM243 229V228H242ZM2 230V229H1ZM9 230V229H8ZM15 230V229H14ZM13 230V231H14ZM49 230V229H48ZM134 230V229H133ZM159 230V229H158ZM167 230H169V229H167ZM181 230V229H180ZM190 230V229H189ZM124 231V230H123ZM124 231V232H125ZM134 231H136V230H134ZM153 231V230H152ZM151 231V232H152ZM155 231V230H154ZM161 231H164V230H161ZM179 231V230H178ZM188 231V230H187ZM1 232V231H0ZM3 232H5V230L3 231ZM2 232V233H3ZM47 232V231H46ZM114 232V231H113ZM115 232H116V230H115ZM157 232H159V231H157ZM165 232V231H164ZM177 232V231H176ZM186 232V231H185ZM198 232V231H197ZM225 232V231H224ZM9 233V232H8ZM119 233V232H118ZM126 233V232H125ZM145 233V232H144ZM143 233V236L144 235H146V234H144ZM153 233V232H152ZM152 233H150L151 235H154V234H152ZM156 233V232H155ZM187 233V232H186ZM185 233V234H186ZM234 233H236V234H234ZM7 234V233H6ZM116 234V233H115ZM121 234V233H120ZM123 234V233H122ZM149 234V235H150ZM171 234V233H170ZM176 234H179V233H176ZM194 234V233H193ZM60 235V234H59ZM128 235H129V233H128ZM128 235L126 236V234L124 235L123 234V236H124V239H125V237H128ZM131 235V234H130ZM134 235V234H133ZM142 235V234H141ZM151 235H150V237H151ZM174 235V234H173ZM189 235V234H188ZM201 235V234H200ZM5 236V235H4ZM14 236V235H13ZM101 236V235H100ZM115 236V235H114ZM113 236V237H114ZM120 236H122V235H120ZM120 236H118V238L120 237ZM136 236V235H135ZM148 236V235H147ZM155 236V235H154ZM186 236H187V234H186ZM202 236V235H201ZM116 237V236H115ZM133 237V236H132ZM131 237V238H132ZM157 237V236H156ZM161 237V236H160ZM159 237V238H160ZM170 237V236H169ZM179 237H181V236H179ZM197 237V236H196ZM200 237V236H199ZM1 238V237H0ZM7 238H9V236L7 237ZM117 238V239H118ZM129 238V237H128ZM146 238H149V236L148 237H146ZM145 238V239H146ZM189 238V237H188ZM201 238V237H200ZM113 239V238H112ZM119 239H121V238H119ZM118 239V240H119ZM127 239V238H126ZM133 239V238H132ZM137 240L138 239H140V237L139 238H136ZM172 239V238H171ZM175 239V238H174ZM196 239V241H197V238H195ZM201 239H203V238H201ZM205 239V238H204ZM69 240V239H68ZM154 240H156L157 241V239H154ZM160 240V239H159ZM164 240V239H163ZM162 240V241H163ZM181 240V239H180ZM184 240V239H183ZM182 240V241H183ZM187 240V239H186ZM220 240V239H219ZM3 241V243L5 242L4 240H2ZM8 241V240H7ZM12 241V240H11ZM110 241V240H109ZM120 241H122V240H120ZM127 240H125V242H126ZM131 241H133V240H130V242ZM165 241V240H164ZM164 241H163V243H164ZM173 241V240H172ZM189 241V240H188ZM16 242V241H15ZM29 242V241H28ZM149 242V241H148ZM158 242V241H157ZM184 242H185V240H184ZM202 242V241H201ZM10 243V242H9ZM18 243V242H17ZM20 243H22V242H20ZM127 243V242H126ZM135 242H133V243H130V244H134ZM136 243H137V241H136ZM160 242H158V244H159ZM169 243V242H168ZM180 243V242H179ZM195 243V242H194ZM193 243V244H194ZM109 244V243H108ZM128 244H129V241H128ZM139 244V243H138ZM151 244V243H150ZM156 244V243H155ZM176 244V243H175ZM183 244H185V243H183ZM196 244H197V242H196ZM200 244V243H199ZM1 245V244H0ZM5 245H6V242H5ZM13 245V244H12ZM19 245V244H18ZM107 245V244H106ZM131 245V246H132ZM147 245V244H146ZM164 245V244H163ZM178 245V244H177ZM176 245V246H177ZM187 245V244H186ZM185 245V246H186ZM189 245H190V242H189ZM198 245V244H197ZM4 246V245H3ZM118 246V245H117ZM130 246V245H129ZM130 246V247H131ZM151 246V245H150ZM156 246V245H155ZM159 246H160V244H159ZM173 246V245H172ZM175 246V247H176ZM178 246H181V249H182V244L181 245H178ZM193 246V245H192ZM200 246L201 245H199V248H200ZM104 247V246H103ZM127 248H128V246H126ZM133 247V246H132ZM134 247H135V245H134ZM136 247H138V246H136ZM135 247V248H136ZM161 247V246H160ZM174 247V246H173ZM194 247V246H193ZM0 248H1V246H0ZM9 248V247H8ZM14 248V247H13ZM16 248V247H15ZM36 248V247H35ZM66 248V247H65ZM152 248H153V246H152ZM152 248H150V250L152 249ZM156 248H157V246H156ZM155 248V249H156ZM187 248H188V245H187ZM195 248V247H194ZM198 248V247H197ZM64 249V248H63ZM70 249V248H69ZM119 249H120V247H119ZM142 249H143V247H142ZM141 249V250H142ZM144 249H146V248H144ZM158 249H159V247H158ZM162 249V251H164L165 249H163V248H161ZM189 249V248H188ZM192 249V248H191ZM191 249H189V250H191ZM5 250V249H4ZM9 250V249H8ZM64 250H66V249H64ZM128 250V249H127ZM132 250V249H131ZM149 250V251H150ZM160 250V249H159ZM159 250H158V252L157 253H159ZM180 249H178V251H179ZM184 250H185V248H184ZM193 250H195V249H193ZM199 250V249H198ZM6 251V250H5ZM24 251V250H23ZM123 251V250H122ZM126 251V250H125ZM129 251V250H128ZM146 251V250H145ZM153 251H154V249H153ZM161 251V250H160ZM175 252H176V250H174ZM173 251V252H174ZM187 251V250H186ZM185 251V252H186ZM192 251V250H191ZM25 252H28V251H25ZM62 252V251H61ZM132 252H133V250H132ZM135 252V251H134ZM133 252V253H134ZM139 252V251H138ZM138 252H137V254H138ZM155 252H156V250H155ZM166 253H167V250L165 251ZM189 252V251H188ZM8 253V252H7ZM60 253V252H59ZM65 253H66V251L64 252L63 251V254H62V256H61V258H65V256L63 257V255H65ZM121 253V252H120ZM128 253H130V255H132L131 254V251H129ZM136 253V252H135ZM147 253V252H146ZM145 253V254H146ZM150 253V252H149ZM154 253V252H153ZM163 253V252H162ZM169 253V252H168ZM193 253H195V252H193ZM144 254V255H145ZM156 254V253H155ZM160 254V253H159ZM171 254V253H170ZM169 254V255H170ZM35 255V253H34V251H33V256ZM61 255V254H60ZM120 255V254H119ZM126 255H127V252H126ZM129 255V254H128ZM135 257H137L135 254H133ZM132 255V256H133ZM147 255V254H146ZM145 255V256H146ZM152 255V254H151ZM157 255V254H156ZM167 255V254H166ZM165 255V256H166ZM173 255V254H172ZM184 255V254H183ZM191 255V254H190ZM189 255V256H190ZM193 255H195V254H193ZM18 256H19V254H18ZM56 256V255H55ZM59 256V255H58ZM132 256H130L131 258H132ZM150 256V255H149ZM148 256V257H149ZM0 257H2V258H4V251H3V249H2V251L0 250ZM7 257V256H6ZM31 257H32V252L31 253H26L25 255H24V257H23V264L24 263H26V264H28V261L30 262V259H31ZM158 257H159V255H158ZM169 257V256H168ZM176 257V256H175ZM185 257H186V255H185ZM187 257H188V255H187ZM18 258V257H17ZM20 258H22V255L20 254ZM50 258V257H49ZM129 258V257H128ZM157 258V257H156ZM169 258H172V256L171 257H169ZM184 258V257H183ZM194 258H196V257H194ZM143 259V258H142ZM147 259V258H146ZM151 259H153V258H151ZM160 259V258H159ZM168 259V258H167ZM34 260L35 259H33V262L31 263V264H34ZM49 260V259H48ZM53 260V259H52ZM58 260V259H57ZM136 260V259H135ZM138 260V259H137ZM186 260V259H185ZM191 260V259H190ZM143 261V260H142ZM145 261V260H144ZM151 260H149V263L151 264V263H153V262H150ZM155 261V260H154ZM156 261H158V260H156ZM161 261V260H160ZM174 261H175V259H174ZM177 261V260H176ZM175 261V262H176ZM189 261V260H188ZM54 262V261H53ZM63 262H64V260H63ZM135 262H137V261H134L133 263H135ZM141 262V261H140ZM147 262V261H146ZM145 262V263H146ZM168 262H170V261H168ZM186 262V261H185ZM43 263V262H42ZM50 263V262H49ZM48 263V264H49ZM58 263V262H57ZM56 263V264H57ZM145 263H143V264H145ZM159 263V262H158ZM157 263V264H158ZM162 263V262H161ZM160 263V264H161ZM187 263H189V262H187ZM137 264H139V262H137ZM147 264V263H146ZM153 264H155V263H153ZM163 264V263H162ZM165 264V263H164ZM167 264V263H166ZM170 264V263H169ZM172 264V263H171Z\"/></svg>",
  "mask_w": 264,
  "mask_h": 264
},
{
  "label": "clouds",
  "instance_id": "9594fccd",
  "mask_svg": "<svg viewBox=\"0 0 264 264\" xmlns=\"http://www.w3.org/2000/svg\"><path fill=\"white\" fill-rule=\"evenodd\" d=\"M18 6L23 10L34 24L38 26L48 27L47 20L39 13V4H35L32 0H18Z\"/></svg>",
  "mask_w": 264,
  "mask_h": 264
}]
</instances>
